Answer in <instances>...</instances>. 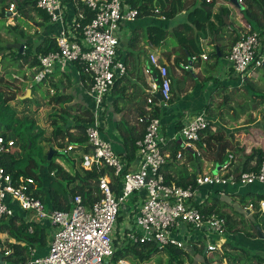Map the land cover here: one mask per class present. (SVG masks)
<instances>
[{
  "label": "built area",
  "instance_id": "obj_1",
  "mask_svg": "<svg viewBox=\"0 0 264 264\" xmlns=\"http://www.w3.org/2000/svg\"><path fill=\"white\" fill-rule=\"evenodd\" d=\"M210 1V0H207ZM240 4L243 0H237ZM81 4L93 12L86 24L83 9L73 2L74 11L69 14L63 0H35V5L49 16V23L57 26L53 39L56 48L37 57L38 65L29 69L32 83H39L56 70H62L66 62L80 63L88 77L87 94L93 102L92 122L85 127L87 153H80L78 165L86 170L104 171L97 181V190L88 203L83 202L80 194H75L68 210H49L35 192L37 182L29 176L13 177L0 166V218L18 216L25 223L49 224L53 227L47 252L38 254L36 247H30L26 260L21 264H132L127 259L112 262L116 250L114 232L118 216L125 202H131L129 228L119 233V242L126 240L135 244H154L158 250L167 246L185 248L186 240L193 233H199L206 241L207 252L217 248L215 238L225 232L226 218L212 211L204 214L194 204L197 188L205 184L233 183L240 185L254 182L264 183V160L255 171H240L237 176L231 171L233 155L223 163L216 174H198L195 187L167 183L163 167L170 154L167 144L175 138L165 134L159 117L152 116V97L160 96V109L165 108L172 97L171 80L168 68L159 62L154 54H149L150 64L144 69L151 80V91L146 99L143 116L138 122L144 123V135L137 140L136 158L129 160L117 154L110 141L103 138L100 113L103 98L113 87L116 79L126 73L125 64L117 57L119 45L118 31L122 22L134 21L139 11L126 0H80ZM8 12L16 15V6L8 3ZM18 14V13H17ZM242 33L231 45L227 55L233 70L241 81L248 76L251 67L262 68L264 55L261 52L259 31L249 23L242 25ZM200 57L206 60V54ZM197 55L190 61L196 62ZM185 68L188 66L185 65ZM153 69L157 70V76ZM52 93V90H50ZM138 124V123H137ZM210 128V120L204 111L186 118L178 129L182 149L193 148ZM15 139L0 135V156L12 150L17 151ZM76 148L73 144L57 147L60 152L68 153ZM214 167H212L213 169ZM133 196H136L132 202ZM252 208V204L249 206ZM259 209L264 212V200L259 201ZM20 211V212H17ZM20 220H17L18 225ZM187 225L191 233L182 234L181 228ZM28 231H32L29 225ZM176 231L175 236L174 232ZM128 238V239H127ZM9 250L4 247L3 255ZM6 264V261H5ZM10 264V263H9Z\"/></svg>",
  "mask_w": 264,
  "mask_h": 264
},
{
  "label": "crops",
  "instance_id": "obj_2",
  "mask_svg": "<svg viewBox=\"0 0 264 264\" xmlns=\"http://www.w3.org/2000/svg\"><path fill=\"white\" fill-rule=\"evenodd\" d=\"M64 4L69 14H72V4ZM197 4L198 0H185L183 10L172 19L167 20L163 16H143L137 17L131 22L121 23L118 31L119 45L117 57L125 64V57L128 56V67H126V73L122 80L119 81L116 89L113 91L111 89L109 91L111 95L106 94L103 98L100 113L102 136L111 142L117 154L125 158L124 141L121 130L118 127L123 121H128L130 123L129 125L135 128V132H139L142 129V126L137 124L136 119L140 115V111H143L142 109L146 105V99L151 91V80L145 74L144 69L149 65L152 66L150 64L149 54H154L159 62L167 66L168 76L171 80V100L165 108L161 109L160 115L158 116L162 122L165 134L169 139L175 138L179 142L180 148L177 150L179 151L182 149V141L179 138L178 129L187 117L194 113L204 111L210 120V124L211 121L212 123H216L215 121L221 120V130H216L215 127L217 125H213L210 128V134L216 135V138H213L216 141L221 139V141L226 140L230 144L232 142L235 143L232 147L228 146V148L221 152V161H218L219 163H223L228 159V155L232 154L234 158L231 164V171L236 174L242 171L239 153L237 152L238 145H244L245 151L248 153L252 147L260 148L264 144V137L258 140V142L253 139L251 133L257 131V129L254 128V124L246 123L244 120L246 115L254 114L255 109H264V104L252 102L242 107V103H238V108H235V110L232 108L236 104L234 96H240L241 93L246 92L245 88H250V83H247L248 80L255 82L259 79L257 76L258 69L264 70V67H251L246 79L241 81L239 75L233 70L231 63L227 59L236 33L240 30L242 31V25L245 23L239 12L241 10L240 7L231 0L213 1L211 10L213 15H221L222 8L226 10V13L222 15L225 26L219 25L215 17L212 18L213 26L211 28L205 24L196 33L197 42L201 49L200 53L192 54L197 55L198 59L196 62L190 61L192 55L187 56L186 59L185 57H182L180 60L178 59L180 51L175 46L176 39L173 43L171 42L173 40L172 38H166L164 42L161 41L156 45L151 44L147 35L148 33L145 31L149 25H158L167 30L168 34H172L174 25L184 20L186 12L197 6ZM241 7L242 9L244 8V1L241 3ZM254 11L261 17L260 22L262 24H258L256 29L259 31L260 45L264 47V15H262L257 6L254 7ZM35 13L37 12L32 11L28 17H23L16 9V15L11 16L8 9H6L5 17L0 18V20L4 21V25H18V29L22 28L28 35L26 40L36 45L41 44L44 47L45 40L53 38L56 34L57 26L49 22H42L41 15ZM157 18L161 19L159 24L154 22ZM5 19H10V22L13 19L14 22L9 24ZM29 23L32 24V27L38 33L36 38H33L34 33L32 34L29 30L26 31V25ZM0 30L6 34L3 29L0 28ZM6 35H9L12 41L6 42V46L11 43H20V37L16 36L15 32ZM11 49L13 51L19 50L18 48ZM141 51L143 54H140ZM260 53L264 55L263 48ZM3 54L0 53V56ZM201 54H206L208 58L206 60L202 59L200 57ZM5 55L3 57L9 58L12 63L14 62L13 65L21 69L23 68L16 64L18 62L13 61V53H10V55L7 53ZM133 63L140 67V71L138 70L136 73L133 71ZM185 65L188 67L185 68ZM153 70L154 72L157 71L156 69ZM34 73L31 72L32 76ZM87 81V76L83 78L80 76L77 63L66 62L63 64L62 70H56L53 74L44 77L39 82L43 84L38 89L39 91H34L33 87H24V95L28 90L30 91L28 94L29 97L27 98L29 100L21 102L23 104L30 103L31 106H34L32 109L37 111V115L35 116H38L43 122V125L37 122L35 125L37 126L38 124V126H41V129L44 131L43 137L45 136L46 139L50 138L53 127L51 125L52 114L59 112L64 104L72 105L69 110L71 114L70 119H72V115L82 111L81 107L90 110L93 108L92 99L87 94ZM15 87L17 86L15 85ZM42 90L47 95L46 98L41 95L40 92ZM50 90H52V93ZM114 92L118 96L113 97L112 93ZM18 93L21 95L20 92ZM61 94L66 95V98L63 100L64 104L54 101V97ZM154 95L160 101L158 94L154 93ZM114 100H116V104ZM15 101L18 100L12 102ZM251 104L254 105L252 106ZM61 123L60 119L57 118V124L61 126ZM45 130L49 132L48 135H45ZM206 135L205 132L202 138ZM46 143L42 141L40 145L42 147H50L49 143ZM198 143H195L192 147L200 151L199 156H197L193 148L182 150L180 157L170 155L167 163L163 167L165 178L168 176L172 180V183H185L192 179V175L196 177L198 174H205L213 170L212 167L215 166L216 159L212 160L210 155L211 153L215 155L217 147H205L204 142H201L203 143L201 147ZM81 152V150L74 149L70 153L69 158L74 164H67L68 167H66L68 169L77 168ZM168 152L171 154L169 150ZM56 176L57 174L52 170L49 171V179L48 175L43 173V181L41 177V181H37L36 187L41 190L39 191L40 194L37 193V195L49 210L53 209L50 202L51 191L60 194L63 199H65L66 192H68L67 188H65L66 186ZM53 179L57 183H62V187L50 186ZM259 194H264V183L254 182L252 184L240 185L239 183L233 184L227 182L225 184H205L199 186L192 202L194 204H200V207L212 208L213 211L223 215L228 223L225 232L218 238H215L217 248L214 251L204 252L205 246L203 247L197 243L206 240L204 238L200 239L199 233H193L190 239L187 240L188 244L185 243L184 250L187 252V256L185 257L187 258L193 255L195 258V256H201L202 264H204L205 259L207 261L212 259V264H215L216 260L214 255H216L217 259H219L218 261H222L220 264H228V255H244L241 251L244 250L250 255L256 253L259 257L264 258L261 254L264 252V243L261 242L263 239L258 237L255 228V225H259L260 229L264 231V214L258 213L259 204L258 206H253L255 204L254 197ZM251 204L252 208L249 207ZM122 210L126 217L130 215L131 210L128 211L127 206L123 205ZM122 221L118 220L117 225L119 226V223H122ZM44 225L46 226V232L48 231L50 235L49 238L47 237V244L37 248L39 255L47 252L48 242L53 232L51 225L47 223ZM181 230L180 232L182 234L185 233L187 235L189 227L183 225ZM175 233L176 231L174 235Z\"/></svg>",
  "mask_w": 264,
  "mask_h": 264
},
{
  "label": "trees",
  "instance_id": "obj_3",
  "mask_svg": "<svg viewBox=\"0 0 264 264\" xmlns=\"http://www.w3.org/2000/svg\"><path fill=\"white\" fill-rule=\"evenodd\" d=\"M132 7H135L139 11L138 17L143 16H163L165 19H172L178 13H180L184 8L185 0H126ZM213 1L207 0H198L197 6L190 9L185 14V19L176 23L173 27L172 34L176 39V48L180 51L178 54V59H182V57L187 58V56L192 55L193 53L198 54L201 52V49L197 42L196 33L203 27V25H207L209 28L213 26L212 18L217 19V23L221 26L224 25L223 14L226 13L225 9H221V15H213L212 14V6ZM244 8L240 10L242 20L245 23H249L252 29H256L258 24H262L260 22L261 17L258 13L254 11V7H258L262 15H264V0H243ZM13 2L17 8V11L23 16L28 17L32 11H36L35 14H40L42 22H49V16L47 13L41 9H38L35 5V0H0V18L5 17L6 9L8 7V3ZM73 2H76V6L79 9H83L84 18L81 19V24H86L93 17V12L88 8L84 7L80 0H66V3H71L73 6ZM73 12L74 7H73ZM244 23V24H245ZM1 29L5 31L6 34H12L15 32L16 36L20 37V43L23 45L22 50L13 51L10 47L5 44H0V53L5 54L13 53L12 59L16 61L20 67H26L28 69L34 68L38 65V55L40 53H46L51 49L56 48V44L53 38L46 39L44 47L40 45H36L29 40H26L28 35L25 31L20 28L18 29V25H4L0 26ZM146 32L148 33V38L151 44H158L167 38L168 31L158 25H149L147 26ZM18 33V35H17ZM239 34L236 33V37L233 43L239 38ZM22 40V41H21ZM232 43V44H233ZM19 49V48H18ZM6 52V53H5ZM140 54H143L141 51ZM2 55V56H3ZM181 55V56H180ZM132 58V56H131ZM133 59V58H132ZM131 59V60H132ZM77 63V62H76ZM125 67H128V56L125 57ZM133 71L135 73L139 70L140 67L133 63ZM77 69L79 71L80 76L83 78L86 77L84 73V66L80 63H77ZM127 70V68H126ZM154 75L157 76V71L154 72ZM124 76L119 77L113 87L112 91L116 89L120 80H122ZM19 96V97H18ZM24 96V93L19 95L18 88L15 85L11 86L8 82L0 79V135L4 136L6 139L13 138L16 140V146H18L17 151H11L9 153H5L0 156V166H2L7 172H9L13 177L23 175L32 177L37 181H41L40 176L36 172L37 161L33 157L32 150L37 147H42L38 143L40 141L44 131L42 129H36L35 131V122L33 119L29 118L27 115H23L21 117L18 116L20 114L17 111L15 106H11V102L14 100L26 102L29 99L25 98L24 100H20ZM66 95H57L54 97V101L56 103L61 102L64 104V99ZM116 104V100H114ZM160 102L156 95L152 97V116L158 117L160 115ZM72 105L64 104L59 112L52 114V129L50 138H42L43 142L49 143L51 150H54L53 155L50 159L47 158V153L45 154V159L48 160L49 170H55V173L59 178L65 181V188H67L66 197H63L60 194H57L55 191H51L50 193V202L52 204L53 209L57 210H68L71 208V200L75 194H80L83 202L88 203L93 196V192L97 190V181L99 176L104 173V171H96L86 170L79 165L76 169H68L66 166L62 165L59 162H55L54 157L61 155L59 150L54 147H62L64 144H73L76 146V150L82 151L81 153H87L89 151V147L86 145V137H85V127L88 123L92 122V111L90 109L81 107V112L72 115V119H70V109ZM143 111H140V115L137 117L136 122H138V118L143 116ZM57 118L60 119L61 126L57 124ZM145 122H147L145 120ZM144 123H140L142 129L139 132H135V128L131 127L128 121H123L119 125V129L121 130V134L124 141V149H125V158L129 160V162L136 158L137 151V140L141 139L144 135ZM261 130L264 133V121L261 127ZM206 136L199 141V146H203L205 143V147H217L216 155L217 160L221 161V152L224 151L228 146L232 147L235 143H228L226 140L221 141L214 140L216 135H211L210 128L205 130ZM56 144H55V143ZM46 143V144H47ZM167 149L171 152V156H176L178 148H180V144L177 140L169 141L167 144ZM237 148V152L239 153L240 164L242 171H255L260 166L261 162L264 160V144L260 148L252 147L248 153L245 151V146H239ZM41 151L38 149V154L40 155ZM65 154V153H64ZM212 160H215V155L211 153L210 155ZM74 164V163H73ZM72 164V165H73ZM71 170V172H70ZM73 172V173H72ZM191 180L188 182H176L175 184L181 186L192 185L195 187V177L191 176ZM167 183H172V180L166 176L165 178ZM72 185V186H71ZM39 186V185H38ZM41 191L39 188H36V193ZM50 191V190H49ZM136 196H133L132 202L135 201ZM255 205L258 206L260 200H264V194H259L254 197ZM198 208L204 214L211 213L212 208L200 207ZM122 211V210H121ZM258 213L264 214L261 212L258 206ZM17 220H20L17 225ZM119 221H121L120 215L118 216ZM228 223V221H226ZM29 225L32 226V231H28ZM129 230L125 229V234L128 233ZM1 234L6 235V245L9 253L4 255V259L6 264H21L23 263L27 256L30 247L39 248L41 246H45L47 244V232L46 226L44 224L39 223H25L23 218H18V216H13L7 218L5 221L3 218H0V236ZM128 239V238H127ZM116 245V250L113 253L112 262L116 263L119 259H127L132 264H144L154 257H156L159 253L165 254L167 260L164 264H184L185 256H187V252L184 248H178L174 246H167L163 250H158V248L154 244H135L129 240L119 242V237L114 240ZM2 240L0 238V251L3 254L4 246L1 245ZM235 248V247H234ZM237 249V248H235ZM241 250V249H240ZM244 255H228L227 260L228 264H242L243 261H255L256 264H264V258L256 255H250L247 251L241 250ZM216 254V253H215ZM231 257V258H230ZM216 260L215 264H220L222 261H218L216 255H214ZM231 260V261H230ZM162 264V263H159ZM204 264H212V259L207 261L205 259ZM244 264V263H243Z\"/></svg>",
  "mask_w": 264,
  "mask_h": 264
},
{
  "label": "rangeland",
  "instance_id": "obj_4",
  "mask_svg": "<svg viewBox=\"0 0 264 264\" xmlns=\"http://www.w3.org/2000/svg\"><path fill=\"white\" fill-rule=\"evenodd\" d=\"M63 2L66 3V0H63ZM239 12H240V10H239ZM154 17H156V16H154ZM154 17H152V18H154ZM17 19H19V18H17ZM5 20H7V23H9V24H11V22H14L13 19H11V22H10V19H5ZM19 21H21V20L19 19ZM160 21H161V19L157 18V20L154 21V22L156 24H159ZM4 24H5L4 21L0 20V26H4ZM27 30L31 31L32 34L34 33L33 34L34 35L33 38L37 37L38 33L36 32L34 27H32L31 23L26 25V31ZM242 30H243V28H242ZM241 33H242V31L240 30L238 32V34L241 35ZM167 38H172L173 40L171 42L172 43L175 42V36L173 34H169ZM6 42H12L11 41V37L9 35L4 34L2 32V30H0V44H5L6 45L7 44ZM262 48L264 50V47H261L260 49L262 50ZM13 63L9 60V58H4L3 56H0V79L8 82V84L11 85V86L16 85L18 87V92H20V94H23L25 86H27L28 88H32L33 87L34 91H36V90L39 91L38 89L41 86H43V84L42 83H34L33 84L32 83V74H31L30 70L28 68H26V67H23L22 69L18 68L16 65H13ZM257 76L259 77V79H257L255 82L251 81V80H248L247 83L248 84L250 83L249 84L250 88H245L246 92L241 93L240 96H236V97L234 96V98L236 99V104H234V106H232V108L234 110H235V108H238V103H242L241 104V105H243L242 107L247 106L249 103H252V102L253 103L254 102L255 103H259V104H264V70L263 69H258ZM40 93H41V95L44 98L47 97V95L44 93L43 90ZM107 95H111V94L108 92ZM112 95H113V97L118 96V94L115 93V92L112 93ZM12 105L15 106L17 108V111L20 113V114H18L19 117H21L23 115H27L29 118L33 119L35 123L36 122L38 124L42 123V125H43L42 120H40V118L38 116H35V115H37V111L32 109V107H34V106H31L30 103H24L23 104L21 101H15V102H11V106ZM251 105L253 106L254 104H251ZM261 106H263V105H261ZM254 112H255L254 114L246 115L244 117V120H245L246 123L255 125L254 128L257 129V131H253L251 133V136L253 137V139L256 140V142H258V140H261L264 137L263 136L264 133L261 130V127H262L263 121H264V109H262V108L261 109H255ZM215 122L217 124L216 123H212V121H211L210 128L213 125H217V127H215V129L216 130L217 129L221 130L220 129L221 128V120L215 121ZM38 124H37V126L36 125L34 126L35 127V131H36V129H41V126H38ZM48 134H49V132L45 130V135H48ZM42 138H43V136H42ZM42 138H41L40 141L38 140L37 144H39V143L42 144ZM179 138H180V135H179ZM15 143H16V140H15ZM15 147H18V146L15 145ZM54 148L57 149V147H54ZM38 149H40V151H41L40 155L38 154ZM50 149H51V147H48V146H46V147H37L36 146L32 150L33 157L37 161L36 172L42 178V181H43V173H46L48 175V179L50 178L49 177V171L50 170H49V168H47L48 160L45 159V154L48 153ZM69 157H70V155L68 153L64 154L62 152L61 155L55 156L53 160H55V162L57 161V162L61 163L64 166H67V164H69V165L73 164V161ZM63 161H65V162H63ZM53 171H55V170H53ZM70 172H71V170H70ZM56 177H58V175ZM56 177H54V178H56ZM57 179H59V181H62L64 186L66 185L65 181L63 179H61L59 177ZM54 180L55 179H53L51 181L50 186L62 187V183H57L56 180L55 181ZM125 206H127L128 211H130L132 209L130 201L125 202ZM17 212H20V211H17ZM121 214H122V216H120V218L123 221H122V223H119V226L118 225L116 226V229H115V232H114V238H118L119 233H122L121 231H123L126 228H129V226H130L129 225L130 224L129 216L126 217V215H125L123 210H122ZM126 214H127V211H126ZM3 219H4V221L6 220L5 218H3ZM117 223H118V221H117ZM119 227H120V229H118ZM188 232L191 233L192 230H189ZM49 235H50V233L47 231V237L48 238H49ZM0 238L2 240V244L1 245L6 248L7 247V245H6V242H7L6 241V235L5 234H1ZM184 239L186 240V244H188V242H187L188 238L186 237ZM200 239H202L201 235H200ZM261 242L264 243V239ZM205 243L206 242H199L197 244L204 247ZM261 254L264 257V252L261 253ZM166 260H167V258L165 256V254L159 253L152 260H150V261H148V262H146L144 264H159V263L164 264V263H166ZM201 260H202L201 256H195V258H194V256L192 255L191 257H187L185 259L184 264H202ZM243 263L244 264H256L255 261H251V262L243 261L242 264ZM233 264H235V262H233Z\"/></svg>",
  "mask_w": 264,
  "mask_h": 264
},
{
  "label": "water",
  "instance_id": "obj_5",
  "mask_svg": "<svg viewBox=\"0 0 264 264\" xmlns=\"http://www.w3.org/2000/svg\"><path fill=\"white\" fill-rule=\"evenodd\" d=\"M234 4H237L239 7H240V9H242V7H241V4L237 1V0H231ZM8 47H11V48H19V50L21 51L22 50V48H23V45H21V43H11V44H9V45H7ZM263 67H264V65H263ZM29 90L27 91V93L24 95V96H22V99H25V98H28L29 97ZM158 97H159V99H160V96H159V94H158ZM53 152H55L54 150H49V152L47 153V158L48 159H50L51 158V156L53 155ZM217 155H216V153H215V166H214V168H213V170L211 171V173L212 174H216L217 172H218V170H219V168H220V166H221V164L219 163V161L217 160ZM239 173H236V175L235 176H237ZM255 228H256V231H257V234H258V237H260L261 239H264V231H262L261 229H260V227H259V225H255ZM206 250L204 249V252H205ZM0 264H5V260H4V255L1 253V251H0Z\"/></svg>",
  "mask_w": 264,
  "mask_h": 264
},
{
  "label": "clouds",
  "instance_id": "obj_6",
  "mask_svg": "<svg viewBox=\"0 0 264 264\" xmlns=\"http://www.w3.org/2000/svg\"><path fill=\"white\" fill-rule=\"evenodd\" d=\"M5 260V259H4Z\"/></svg>",
  "mask_w": 264,
  "mask_h": 264
}]
</instances>
